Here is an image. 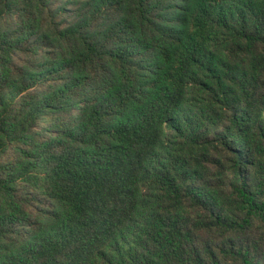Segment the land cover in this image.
I'll list each match as a JSON object with an SVG mask.
<instances>
[{
  "label": "trees",
  "instance_id": "1",
  "mask_svg": "<svg viewBox=\"0 0 264 264\" xmlns=\"http://www.w3.org/2000/svg\"><path fill=\"white\" fill-rule=\"evenodd\" d=\"M0 264H264V0H0Z\"/></svg>",
  "mask_w": 264,
  "mask_h": 264
}]
</instances>
